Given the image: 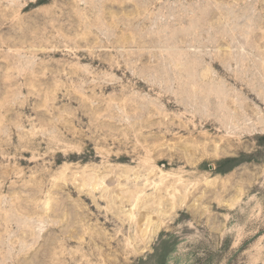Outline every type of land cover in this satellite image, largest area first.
I'll return each mask as SVG.
<instances>
[{
    "label": "rangeland",
    "instance_id": "rangeland-1",
    "mask_svg": "<svg viewBox=\"0 0 264 264\" xmlns=\"http://www.w3.org/2000/svg\"><path fill=\"white\" fill-rule=\"evenodd\" d=\"M0 264H264V0H0Z\"/></svg>",
    "mask_w": 264,
    "mask_h": 264
}]
</instances>
